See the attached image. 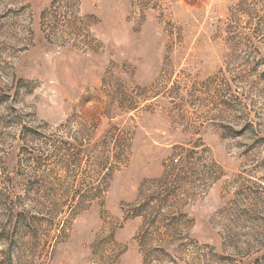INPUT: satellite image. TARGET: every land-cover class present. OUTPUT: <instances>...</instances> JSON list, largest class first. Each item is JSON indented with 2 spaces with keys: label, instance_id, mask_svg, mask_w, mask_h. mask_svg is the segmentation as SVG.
<instances>
[{
  "label": "rangeland",
  "instance_id": "obj_1",
  "mask_svg": "<svg viewBox=\"0 0 264 264\" xmlns=\"http://www.w3.org/2000/svg\"><path fill=\"white\" fill-rule=\"evenodd\" d=\"M0 264H264V0H0Z\"/></svg>",
  "mask_w": 264,
  "mask_h": 264
},
{
  "label": "trees",
  "instance_id": "obj_2",
  "mask_svg": "<svg viewBox=\"0 0 264 264\" xmlns=\"http://www.w3.org/2000/svg\"><path fill=\"white\" fill-rule=\"evenodd\" d=\"M53 11H54V9H53ZM52 11V12H53ZM55 13H56V10H55ZM137 107H134V110L136 109ZM127 162V159H124V160H122V161H120V165H122V164H125ZM107 184H99V185H97V187H95L97 190H100V191H102V192H105L106 190H107ZM63 228H61L60 230H62Z\"/></svg>",
  "mask_w": 264,
  "mask_h": 264
},
{
  "label": "built area",
  "instance_id": "obj_3",
  "mask_svg": "<svg viewBox=\"0 0 264 264\" xmlns=\"http://www.w3.org/2000/svg\"><path fill=\"white\" fill-rule=\"evenodd\" d=\"M175 161L177 162V161H178V159H175Z\"/></svg>",
  "mask_w": 264,
  "mask_h": 264
}]
</instances>
